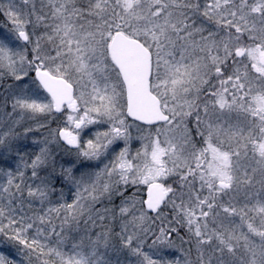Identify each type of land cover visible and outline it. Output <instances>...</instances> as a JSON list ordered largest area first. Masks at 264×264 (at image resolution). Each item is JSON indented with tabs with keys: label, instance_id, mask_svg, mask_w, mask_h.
I'll use <instances>...</instances> for the list:
<instances>
[{
	"label": "snow or ice",
	"instance_id": "1",
	"mask_svg": "<svg viewBox=\"0 0 264 264\" xmlns=\"http://www.w3.org/2000/svg\"><path fill=\"white\" fill-rule=\"evenodd\" d=\"M0 264H264V0H0Z\"/></svg>",
	"mask_w": 264,
	"mask_h": 264
}]
</instances>
